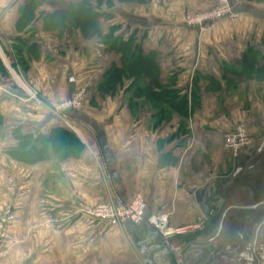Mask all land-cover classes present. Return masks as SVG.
Wrapping results in <instances>:
<instances>
[{
	"label": "crops",
	"instance_id": "obj_1",
	"mask_svg": "<svg viewBox=\"0 0 264 264\" xmlns=\"http://www.w3.org/2000/svg\"><path fill=\"white\" fill-rule=\"evenodd\" d=\"M78 1L0 0V211L6 199L14 198L17 213L6 264H258L257 258L264 264L263 238L253 251L256 224L249 227L247 238L238 236L241 228L236 227L226 242V221L220 236L212 239L220 212L203 229L209 200L218 194L216 184L236 163L223 145V132L233 119L221 113L220 99L239 100L247 108L250 101L261 103L258 93L245 88L252 78L242 70L246 53L264 54V2L230 0L238 16L224 17L206 32L188 28L182 20L186 12L208 9L216 0H139L132 11L123 2L117 6L114 1L113 7L104 1L100 31L109 33L115 27L116 36L135 35L144 54L154 55L162 84L189 93L196 84L202 106L179 137L177 113L156 124V111L140 106L144 96L131 98L125 89L98 92L104 73L120 64V55L103 40L81 43L80 30L69 22L61 32L50 28L59 6ZM86 46L92 55L89 62L80 55ZM17 51L27 79L46 96L43 100L31 99L16 83L12 70L20 66ZM87 83L82 108L65 117L51 110V102L73 95ZM255 109L253 105L243 116L254 131L262 132L264 117ZM57 126L68 127L83 143L78 156L74 145L48 140ZM21 142L26 145L25 158L17 160L11 155ZM33 148L42 156L32 154ZM66 149L71 153L55 164V159L66 157ZM109 183L125 200L142 193L147 213L168 214L172 225L200 223L197 232L175 237L172 251L190 240L207 242L192 244L176 259L148 222L116 228L84 216L68 218L74 201L111 197ZM198 252L203 255L195 258Z\"/></svg>",
	"mask_w": 264,
	"mask_h": 264
},
{
	"label": "trees",
	"instance_id": "obj_2",
	"mask_svg": "<svg viewBox=\"0 0 264 264\" xmlns=\"http://www.w3.org/2000/svg\"><path fill=\"white\" fill-rule=\"evenodd\" d=\"M104 1L113 3V0H97V5L93 6L88 0H81L77 3L59 6L55 13H52L57 20L54 21L53 19L49 24L50 26L56 27V25L60 24L65 25L67 20L72 19L83 28L87 27L86 29L84 28L87 34L90 32L96 34V32L100 31L98 18L100 15H105L101 8ZM55 14H58V16H55ZM68 16H70L69 19H67ZM115 29V27L111 28L109 33L106 34L107 36L103 39V42L109 50H113L120 55V64L114 63L106 71L104 79L98 86L101 94H115L124 86L125 80L129 79L130 81L127 83V87H125L126 93H129L131 98L134 96L149 98L153 105L158 108V112L156 113L158 120L156 124L162 119L170 118L172 112H176L183 117H188L196 107L200 106L201 98L196 90L195 83L190 93L183 91V89L173 84H162L160 82V67L154 55L144 54L142 45L135 35L124 39L115 35ZM17 58L21 62L18 51ZM260 58L264 59V54L262 55L260 51L253 50L250 53H246L244 56L246 69L263 72L264 64L257 65V60ZM194 80L197 81V76ZM48 140L54 141L57 144H68L70 147L74 145V154L77 156L84 148L83 143L77 138L76 134L64 126L55 127ZM24 142L26 144L27 142L30 143V137L24 140ZM24 142H21V146H25ZM39 150H36L37 153ZM33 151L32 149L30 150L32 154ZM15 153L17 152L13 151V155ZM24 153H26V150ZM40 153H38L37 157L42 156ZM20 158L23 157L21 156Z\"/></svg>",
	"mask_w": 264,
	"mask_h": 264
},
{
	"label": "rangeland",
	"instance_id": "obj_3",
	"mask_svg": "<svg viewBox=\"0 0 264 264\" xmlns=\"http://www.w3.org/2000/svg\"><path fill=\"white\" fill-rule=\"evenodd\" d=\"M80 1H78V2H80ZM88 1L92 5L93 4H97V0H88ZM114 1H117L118 2V3H116V4H118L117 6H120L121 5V2L125 3L126 6L127 5L129 6L128 9H130V11H132V8L133 9L136 8V4H137V2L139 0H122V1H120V0H113V3H111V2L108 3L106 1V4L107 5L111 4L114 7L115 6L114 5ZM217 1L218 0H216V2L214 3V5H211V7L208 8V9L197 10V11H188V12H186L185 15H184V18L182 20L183 21V24L186 27H188V28L196 29V30H200V31H206L207 32V30L212 29L213 26L217 24V22L214 23L213 25H208L207 22L206 23H201V21L200 22L199 21L198 22H193V21L190 22L188 20L194 19V17L195 16H198L199 14H203L205 12L206 13L209 12L210 9L213 8V6H216ZM262 2H264V0H262ZM125 5H123V7L126 8ZM101 8L104 10V8H106V7H103L102 6ZM119 8L120 7H118V10H119ZM121 10H124V9L121 7ZM53 13H55V11ZM55 16H58V14H55ZM69 17L70 16H68L67 19H69ZM67 22H69L74 27V29L78 28L80 30L81 37H82V38L80 37V39L82 40L81 43H83V42L89 43V41H93L94 38H96L98 41L99 40H103L107 36L106 35L107 33L104 32V31L96 32V34L91 33V32H90L91 34L90 33L87 34L86 33V30H85L87 27H84L85 28L84 29L81 25L77 24L72 19L67 20ZM50 28L51 29L58 30L59 32H61L62 30H65V28H67V26L60 24V25H56V27H53L51 25ZM68 32H69V35L72 37V39L75 40V37L72 36V32L71 31H68ZM87 45H89V44H87ZM87 48H88V46H86V49H84V50H83V48H81L80 55H81V57L83 59L82 61H88L89 62L91 60V58H92V55H89V51H88ZM93 57H94V55H93ZM257 61L259 63H261V61L264 62V59L263 58H260ZM17 62L20 64V66L18 65V67L13 68L12 72L14 74V79L16 80V83L20 86V89L22 88V86L24 88H26V86H28L33 91H35L37 93L39 100H43L44 98H46V96L41 91V89H39L36 85H34L33 83H31L27 79V77L25 75V72H24V70H23V68L21 66V62H19L18 59H17ZM263 64L264 63H261L260 65H263ZM242 72L244 74H246L248 77L252 78V80H250V83H248V85H246L245 88L250 89V90H254L256 93H258L259 95H257V96L260 98L261 103L260 102L258 103V102H255V101L254 102L253 101L252 102L250 101V103L248 105V108H247L239 100L238 101H236V100L235 101H228V99H223V98L220 99V103H221L220 111H221V113L223 115L224 114H228L229 117H231V119H233V121H232L233 123H232L231 127L227 128L223 132L222 139H223V145H224V147H225V143L227 142L228 137H231L233 135H236V134L240 133V129H243L244 130L245 135L252 142H253V140L257 139L258 137H261L264 134V129H262L263 130L262 132H256V131H254L253 128L250 127V123L243 116V113H249L251 111V107L254 105L256 107L255 110H257L258 107H260L258 109V111H257L258 116H263L264 117V103H263L264 102V99L262 97L263 96V93H264V71L263 72H256V71H254V69L253 70H251V69L250 70L249 69H244V70H242ZM104 76H105V73L103 75V79H104ZM129 81H130L129 79H126L124 86H122L121 89L118 92H116V93L121 92V90L123 91V89H125V87H127V83ZM100 83H101V81L99 82V84ZM99 84H98V86H99ZM89 88H90V86L88 85V83L85 84V85H83L82 87L78 88V90H80V89H84L85 90L84 101L82 103L81 108L86 103L85 100L87 99L86 96L88 94V89ZM235 88H236V86H234L232 90H234ZM98 92L101 93L99 91V88H98ZM69 97H67V98H69ZM67 98H64V99L59 100V101H53L50 104L54 106L55 104H58V103L62 102L63 100L67 99ZM145 101L146 102L141 103L140 106H144L146 109H149V110L152 108V109H154L156 111V113L158 112L157 111L158 108L153 105L152 101L149 98H146ZM201 103L202 102L200 101V103H199L200 106L199 107H196L194 109V111L188 117H183V116L177 114L178 116H180V120H181L179 122V124H178V130L176 132L178 135L180 134V132H183V131H185L187 129V123L190 121V119L193 118V113L196 112L198 109L201 108V106H202ZM246 105H247V103H246ZM73 110H75V109H73ZM71 111L72 110L66 111L65 114L62 113L61 116H64V115L67 116V114H69V112H71ZM171 117H172V115L170 116V118ZM154 118L155 119L156 118L158 119V115L154 116ZM154 118H153V121H154ZM170 118H168V119L170 120ZM168 119H162L160 121V123L162 121H164V120L168 121ZM179 137H180V135H179ZM25 146L19 147V149H18L19 151L18 150L14 151V152H17V153H15L14 155H11V156H13V158H15L17 160H19L18 158H20L21 156L24 158L25 157V153H24ZM244 148L245 147H243L238 153H235V154L233 152H231L229 149H227V148L226 149L229 151V153L231 155V159H232V158L236 157L238 154H240L241 151ZM69 149H71V148L69 147ZM33 150H35V151H33ZM33 150H32L33 153H35V152L37 153L36 150H39V149H33ZM40 152H41V150H39L38 153H40ZM38 153H37V155H38ZM70 153H71V151L66 149L65 150V156L66 157H64L63 159L59 157V158H57V159L54 160L55 161L54 163L56 164V162L58 163V162L64 160L65 158H67L68 154H70ZM26 157H29V155H27ZM35 159H38V158H35ZM232 166H233V160H231L229 162L228 170H231ZM54 167L56 169V166H54ZM109 184H110V189L112 190V193H113L111 197H109L107 199H101V200H98L96 202H89V201H86V200H77V201H74V202L72 201L73 203H71V205H72V208L73 209L70 212H67L68 213L67 214L68 215V218H72V217H76V216H84V217H87L88 219H91L92 221L93 220H96L97 223L107 222V220L104 219V218H93V217H91L89 214H86L85 212H83L82 209L85 210L87 207H92V208L97 209L104 202L110 201V199H113V198L120 197V195L116 191L115 187L112 186L113 183H109ZM55 185H56L55 183L50 184V190L51 191H52L53 188L55 190ZM138 194L142 195V197L145 199V197H144V195L142 193H138ZM15 205L16 204H15L14 198H8V199L5 200V202H4L3 206H2V209L0 211V228L3 227L1 230H5V236L2 239H0V249H1V251H0V253H1V256H0V264H6V262L8 261V259L11 256V251H12L13 246L10 247V245H8L7 243L9 241H11V240H14L11 237V231L10 230H11V227L13 226L14 222L17 219V213H16V206ZM8 211L13 212L14 218L11 221H9V222H4L3 219H4L5 216H7ZM155 213H157V214H163V213H159V212H155ZM163 215L170 222L169 215L168 214H163ZM111 226H114V225H111ZM114 227L121 228L119 226H114Z\"/></svg>",
	"mask_w": 264,
	"mask_h": 264
},
{
	"label": "water",
	"instance_id": "obj_4",
	"mask_svg": "<svg viewBox=\"0 0 264 264\" xmlns=\"http://www.w3.org/2000/svg\"><path fill=\"white\" fill-rule=\"evenodd\" d=\"M71 81L73 82V79ZM216 187L218 194L212 196L209 200L207 219L203 225V229L207 223L215 221L216 217H218L217 214L220 212L219 228H217L218 230L212 239L220 236L223 231L222 228L226 225V221L228 224L226 242L233 237L236 227L241 228L239 234L237 233L238 236L240 235L241 238H245L247 231L250 229L249 227L256 224L253 248L254 253H256V242L262 233L261 228L264 226V135L253 140L236 156L233 172L216 184ZM189 235L187 234V236ZM181 237H186V235ZM174 238H171L169 241L165 240L162 247L170 249V245H174ZM205 242L207 241L198 242L197 240H190L182 249L177 251L170 249V253L178 259L192 244ZM226 247L227 245L224 246V248ZM202 255V252H198L195 258ZM257 260L259 264L260 261L258 258Z\"/></svg>",
	"mask_w": 264,
	"mask_h": 264
},
{
	"label": "built area",
	"instance_id": "obj_5",
	"mask_svg": "<svg viewBox=\"0 0 264 264\" xmlns=\"http://www.w3.org/2000/svg\"><path fill=\"white\" fill-rule=\"evenodd\" d=\"M238 12L234 10L230 0H218L216 6H213L209 12L199 14L194 19L188 20L190 22L208 23L213 25L218 20L224 17H237ZM26 92L31 99L39 100L38 95L30 87L26 86ZM85 90H77L72 96L63 100L62 102L50 105L51 110L58 115L65 114L66 111L79 109L84 101ZM66 115L62 116L65 117ZM252 141L245 135L244 130L240 129V133L228 137L225 147L231 152L238 153L243 147H246ZM148 204L140 194H136L129 200L122 197L110 199L104 202L99 208L95 209L87 207L83 212L89 214L93 218H104L110 225L123 227L125 223L132 222L134 224H141L148 222L164 237L169 240L176 236H184L190 234L198 229L199 224H190L193 227H186V225H172L163 214L147 213ZM14 218L13 212L8 211L7 216L4 217V222H9ZM0 228V239L5 236V230ZM170 229V230H168ZM1 251V249H0ZM1 256V253H0Z\"/></svg>",
	"mask_w": 264,
	"mask_h": 264
},
{
	"label": "flooded vegetation",
	"instance_id": "obj_6",
	"mask_svg": "<svg viewBox=\"0 0 264 264\" xmlns=\"http://www.w3.org/2000/svg\"><path fill=\"white\" fill-rule=\"evenodd\" d=\"M255 235V230H254V234H253V236ZM259 238H263L264 239V232L263 233H261L260 235H259Z\"/></svg>",
	"mask_w": 264,
	"mask_h": 264
},
{
	"label": "bare ground",
	"instance_id": "obj_7",
	"mask_svg": "<svg viewBox=\"0 0 264 264\" xmlns=\"http://www.w3.org/2000/svg\"><path fill=\"white\" fill-rule=\"evenodd\" d=\"M186 227H193L192 225H190V224H188V226H186ZM168 230H170V229H168ZM170 240V239H169ZM169 240H167V241H169Z\"/></svg>",
	"mask_w": 264,
	"mask_h": 264
}]
</instances>
